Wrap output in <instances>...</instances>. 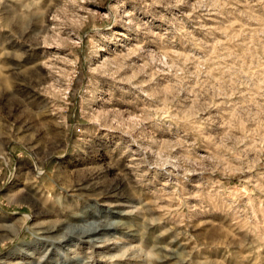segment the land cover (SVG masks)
Masks as SVG:
<instances>
[{"label":"rangeland","instance_id":"rangeland-1","mask_svg":"<svg viewBox=\"0 0 264 264\" xmlns=\"http://www.w3.org/2000/svg\"><path fill=\"white\" fill-rule=\"evenodd\" d=\"M0 264H264V0H0Z\"/></svg>","mask_w":264,"mask_h":264},{"label":"bare ground","instance_id":"bare-ground-1","mask_svg":"<svg viewBox=\"0 0 264 264\" xmlns=\"http://www.w3.org/2000/svg\"><path fill=\"white\" fill-rule=\"evenodd\" d=\"M128 11H125L124 13H127ZM123 17H128V15L126 14L125 16H123ZM129 20V19H128ZM100 33H102V32H100ZM104 34V33H103ZM119 35H122V34H119ZM100 50H101V48H100V45L95 41V40H93V48H92V60H91V63H92V65L94 64L95 65V61L97 62V63H99V60L100 59H102V56L100 55ZM110 60V59H109ZM107 58H105L104 59V61L100 64V65H98L96 68H92V70L93 71H95L96 73L97 72H101L104 76L106 75H109V72L111 71V69L116 65V62H114V61H109ZM112 73V72H111ZM112 75V74H111ZM105 76V77H106ZM72 79V78H71ZM112 79V78H111ZM114 80V79H113ZM93 82V81H92ZM114 82V81H113ZM99 83V82H98ZM98 83H96L94 86H93V90L90 92L91 93V96H90V98H92L91 99V102L93 103V102H97L96 100H97V97H95V94H96V91L98 90ZM70 84V83H69ZM91 84V83H90ZM89 93V94H90ZM93 94V95H92ZM92 103H90L91 105H92ZM90 116H91V118L92 117H94V118H92V119H95V123H96V126H97V128H96V130L95 131H97L98 129H101L102 127H104L103 126V121H102V115L100 114V112L99 111H93V112H91V114H90ZM92 121H94V120H92ZM108 126V125H107ZM111 129V128H110ZM113 129V128H112ZM43 171V170H42ZM42 171H40V172H38V176L39 177H41L42 176V174H43V172ZM14 215V214H13ZM29 218V217H28Z\"/></svg>","mask_w":264,"mask_h":264}]
</instances>
